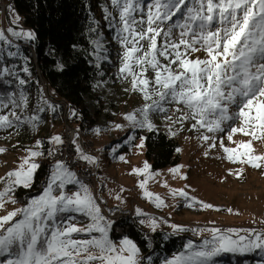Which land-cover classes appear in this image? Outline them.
Listing matches in <instances>:
<instances>
[{
  "label": "snow or ice",
  "instance_id": "obj_1",
  "mask_svg": "<svg viewBox=\"0 0 264 264\" xmlns=\"http://www.w3.org/2000/svg\"><path fill=\"white\" fill-rule=\"evenodd\" d=\"M109 4L112 11L108 7L103 11L109 26L116 29L114 39L121 48L118 78L129 82L126 92L139 93L143 100L141 107L124 115L128 126L154 131L156 126L151 115L163 114L170 125L180 126L177 131L169 127L175 136L190 122L187 130L197 132L202 146L207 145L205 157L218 148L224 154L221 159L264 169V153L258 154L254 146L257 142L264 143V0H150L147 4L143 0H109ZM8 11L10 25L18 26L19 15L11 5ZM90 31L96 29L90 28ZM35 39L32 30H16L12 26L0 29V83L13 89L0 92V130H17V135L21 125L37 128L41 123L39 113H55L59 109V105L43 96L41 89L35 113L23 115L29 108V96L24 90L29 80L21 78L19 73L23 71L31 77L27 66L30 58L21 54L15 41ZM92 44L96 59H107L101 55L107 51L103 42L96 39ZM200 52L204 58L194 57ZM6 57L19 58L25 64L18 69L16 63L6 62ZM173 105L174 108L169 107ZM73 117L79 118L75 110L69 116ZM115 128L123 129L124 125L116 124ZM94 131L99 134L102 130ZM236 136L243 139L236 140ZM133 139L134 136H129L125 143ZM48 143L52 147L45 153L44 141L36 140L33 146L24 149L26 154L19 164L0 176V185H3L0 211H3L9 204L20 203L15 195L18 187L34 186L41 168L38 158L46 154L54 159L39 194L0 215V258H3L0 264H152V257L143 256L132 239L125 236L117 242L110 238L114 221L103 213L98 202L102 197H97L89 184L72 170L69 161L55 159L65 144L63 137L53 135ZM70 143L77 164L83 161L98 166V158L86 153L80 145L79 130ZM135 147L143 149V137ZM6 151L0 147V154ZM116 151L114 147L113 154ZM118 158L129 163L122 155ZM182 167L169 171L186 180L187 176L180 171ZM150 169L151 165L145 161L143 167H132L129 174L141 177L138 187L149 202L157 208L168 207L159 194L147 189L148 181L155 175ZM242 171L235 173L237 178ZM232 174L230 169L229 175ZM163 186L168 187L167 182ZM170 194L190 201L187 203L190 208L196 205L202 209L214 208L189 196L183 188L171 189ZM115 199L123 202L119 194ZM227 211L233 212L231 208ZM75 214L86 217L88 222L81 224ZM136 215L147 214L137 208ZM139 222L152 232L159 227L155 217L141 218ZM169 226L173 234L207 232L210 238L199 246L189 240L184 251L162 264H216V258L224 254L235 258L257 252L261 256L259 264H264V228L222 230Z\"/></svg>",
  "mask_w": 264,
  "mask_h": 264
},
{
  "label": "rangeland",
  "instance_id": "obj_2",
  "mask_svg": "<svg viewBox=\"0 0 264 264\" xmlns=\"http://www.w3.org/2000/svg\"><path fill=\"white\" fill-rule=\"evenodd\" d=\"M100 1L103 5L102 11L104 7H108L112 11L109 0ZM143 2L147 4L150 0H143ZM9 5H11L10 0H0V29L6 30L9 26H12L16 30L20 28L27 30L20 23H18V26L10 25ZM101 18H99V21L102 24V28L96 39H100L103 42L107 51L102 52L101 55L107 56V59L98 61L94 52L91 54V61L96 66L99 64L100 78L92 93L84 95L86 109L90 114L97 116V125L87 130V133L83 129H79V143L81 146V142L87 143L89 148L87 151H84L98 158L99 164L98 166H94L98 167L97 172L93 176V182L88 184L97 197H102V200L98 202L100 203L101 209L104 208L102 210L103 213L113 221L114 219L110 215L115 210L123 212L132 211L133 217H129L130 221L137 222L139 228L147 233L153 232L147 226L140 224L139 221L141 218L148 219L149 217H155L159 223L156 231H165L170 234H173L169 226L170 224H178L189 229L218 227L222 230L228 228H255L259 230L264 228V223H261L264 221V169L232 164L226 159H221L220 157L224 154L218 148L212 149L209 155L205 157L204 152L207 149V145L202 146V141L197 139V132L187 130L191 126L190 122L185 123L184 130L178 131L173 136L169 132V127L171 126L172 131H177L180 126L170 125V122L165 120L163 114L153 113L151 119L153 121V118H155L154 125L157 130H163L176 139L179 144L178 149H180V161L175 165L161 168L151 167L150 169V172L155 175L148 181L147 189L148 191L159 194L165 200L168 207L157 208L155 204L149 202L143 196L142 190L138 187V182L141 177L130 175L129 173L132 167H143L145 161L150 164L145 156V144L143 149L135 147V145L140 143V138H144V136L137 138L136 129L138 128H130L128 121L124 119L125 114L141 107L143 100L139 93L126 92L125 89L130 88L129 82L118 78L121 48L115 41V36L107 34L109 29L113 33H116V29L110 27L109 22L105 19L101 20ZM137 19H139V14H137ZM15 42L21 47L26 41L16 40ZM197 55L204 58L203 52L194 54V57ZM6 62L16 63L18 69L22 68L25 64V61L19 58L11 60L6 57ZM61 65L62 62H59L58 67ZM19 74L21 78L30 79L28 74L23 71H20ZM34 85L35 82L31 80L24 86V90L34 89ZM44 89L46 91V87L43 85V96L49 101L52 100L48 94H45ZM10 90L13 89L0 83V92ZM38 102L39 99L37 101L30 99L28 112H24L23 115H32V111L36 110ZM57 104L63 107V109L61 107L60 111L61 116L58 114V111L55 113L51 111L39 113L45 119L47 118V120H41V123L35 129L28 125H21L18 129V135L16 134L17 130H0V147L7 149L6 152L0 154V176L15 168L19 164L21 157L26 154L24 149L33 146L36 140L46 141V153L47 148L52 147L48 143L49 137L66 133L70 128L76 131L78 130L79 124L74 118H69L71 112L68 111L66 104L63 102H57ZM169 107L174 108L175 106ZM97 112L98 114H96ZM169 115H172L171 111ZM65 119H68L67 123H65ZM78 119L80 121L81 117L79 116ZM116 124H122L124 128L116 129ZM97 128L102 130L99 134L94 131ZM10 132L12 133L11 136H9ZM129 136H134L135 139L129 143H125ZM234 139L239 140L243 139V137L236 136ZM254 146L258 154L264 153V143L257 142ZM114 147L117 148L115 154L112 152ZM121 155L129 163H124L119 160L118 157ZM42 161L47 162L46 154L45 157L38 158L39 163ZM52 164L50 163V165ZM179 165H183L180 171L181 174L187 176L186 180L180 179L179 175L173 176L169 171ZM230 169L233 172L232 175H229ZM240 169H243V171L239 178H237L235 173ZM165 182H167L168 187L163 186ZM69 187L75 190L74 186ZM2 188L3 185H0V189ZM181 188L185 189L189 193V196L195 197L199 201L210 203L214 205V208L202 209L200 205L192 208L188 207L187 203H190V201L185 202L183 198L178 196L173 197L170 194L171 189ZM117 194L123 198V202L115 199ZM15 195L16 197H20L17 195V192H15ZM17 199L20 203L7 205L5 210L0 211V215L5 214L6 211L12 210L14 207H20L23 202L21 199ZM137 208L141 209L147 215L144 217L137 216ZM216 208H219L220 211H216ZM229 208L233 210L232 213L227 211ZM75 215L77 221L81 224L88 222L86 217L78 214ZM163 221H167L168 223H163ZM117 234L118 227L113 224V229L109 233L110 238L118 242L126 236L115 238L114 236ZM179 235L184 236V243L177 251L165 256L164 250H154L145 257L150 255L152 257V264H157L155 259H159L158 264H162V261L165 259H171L174 254H179L184 251V246L189 240L194 245L199 246L203 243L204 239L210 238V234L207 232L194 235L192 231H185L179 233ZM127 237L131 239L129 236ZM242 258H247L246 260L250 262L248 264H259L261 256L258 252L245 257L237 256L235 258L230 254H224L216 258V264H233V260H235V264H242Z\"/></svg>",
  "mask_w": 264,
  "mask_h": 264
},
{
  "label": "trees",
  "instance_id": "obj_3",
  "mask_svg": "<svg viewBox=\"0 0 264 264\" xmlns=\"http://www.w3.org/2000/svg\"><path fill=\"white\" fill-rule=\"evenodd\" d=\"M10 2L20 17L19 23L36 34L35 41L25 42L20 47L21 54L30 58L27 62L31 72L29 82L31 80L35 82L34 89L25 90L29 100L37 101L44 85L45 94L52 99L51 102L54 104L63 102L68 111L75 110L79 114L80 121L73 117L79 124L78 130L83 129L87 133V130L97 125V116L90 114L86 109L84 95L92 93L100 78V68L91 61V54L94 50L92 41L96 40L102 28L99 18L104 19L101 1L10 0ZM90 28H95L96 31L92 32ZM107 34L115 36L116 33L109 29ZM59 62H62L60 67ZM57 105L58 114L61 116L62 106ZM41 120L46 121L47 118L41 116ZM140 136H144L145 156L152 168L167 167L180 161V154L176 151L179 144L167 132L138 128L136 137ZM46 147L47 143L44 140V149ZM40 165L34 186L16 189L17 195L20 196L17 198L22 202L39 194L47 180L51 165L48 161H42ZM114 224L118 227V234L114 237L129 236L141 248L144 256L154 250H164L165 256H168L184 243V236L179 234L165 231L147 233L139 228L137 222L130 221V218L114 221ZM242 259L244 261L247 258ZM155 262L158 264L159 259H155Z\"/></svg>",
  "mask_w": 264,
  "mask_h": 264
},
{
  "label": "built area",
  "instance_id": "obj_4",
  "mask_svg": "<svg viewBox=\"0 0 264 264\" xmlns=\"http://www.w3.org/2000/svg\"><path fill=\"white\" fill-rule=\"evenodd\" d=\"M66 119V122L67 123ZM61 136L63 137L65 144L61 146L60 151L57 153V156L55 159H63L69 161L70 165H72V170L76 171L78 175L81 174H88V181H85L86 183L90 182V174H95L97 172V167L87 165L83 161L77 162L74 159V152L73 148L71 146V140L75 138V129L72 128L68 129L66 133H62ZM82 144V147L85 151L88 150V144ZM116 215H126V216H132V211L123 212L120 210H115L114 213H112L110 216L113 218Z\"/></svg>",
  "mask_w": 264,
  "mask_h": 264
},
{
  "label": "bare ground",
  "instance_id": "obj_5",
  "mask_svg": "<svg viewBox=\"0 0 264 264\" xmlns=\"http://www.w3.org/2000/svg\"><path fill=\"white\" fill-rule=\"evenodd\" d=\"M65 122H66V119H65ZM152 122H153V123L155 122V118H153V121H152ZM75 134H76V130H75ZM82 143H83V144H87V143H85V142H82ZM47 161L50 162V163H54V159H53V158H48V157H47ZM97 169H98V167H97ZM94 175H95V174H90V182H91V183L93 182V176H94ZM79 177H80L81 179H83L84 181H88V174H81V175H79ZM102 210H104V208H103ZM127 217H131V216H126V215H116V216H114L112 219L120 221V220L125 219V218H127Z\"/></svg>",
  "mask_w": 264,
  "mask_h": 264
}]
</instances>
